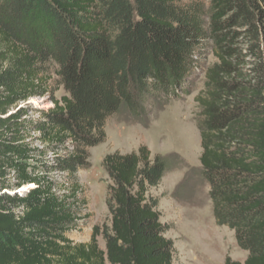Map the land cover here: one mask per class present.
Segmentation results:
<instances>
[{
    "label": "trees",
    "instance_id": "1",
    "mask_svg": "<svg viewBox=\"0 0 264 264\" xmlns=\"http://www.w3.org/2000/svg\"><path fill=\"white\" fill-rule=\"evenodd\" d=\"M206 45L202 177L216 222L248 252L225 264H264V0H0V264H174L148 195L165 158L145 146L104 158L111 223L87 243L69 237L80 227L70 197L107 120L186 91ZM33 97L52 101L37 119L21 106ZM56 171L74 179L68 194Z\"/></svg>",
    "mask_w": 264,
    "mask_h": 264
},
{
    "label": "rangeland",
    "instance_id": "2",
    "mask_svg": "<svg viewBox=\"0 0 264 264\" xmlns=\"http://www.w3.org/2000/svg\"><path fill=\"white\" fill-rule=\"evenodd\" d=\"M214 61L211 48L206 45L199 70L195 71L186 91L160 97L156 103L148 102L141 117L122 109L107 120V138L89 148L90 166L76 175L78 190L75 198L70 197L80 212V227L69 234L74 242H89L94 226L102 228L111 223L107 200L112 180L103 165L104 158L117 151L138 152L145 146L151 152V160L162 157L169 163L161 182L150 188L148 195L158 201L160 220L168 228L165 235L174 242V264H225L227 257L246 260L248 252L238 245L234 231L216 222L209 185L202 177L200 108L196 97L204 88L205 70ZM64 94L63 87H59L56 96ZM51 105L48 97H33L21 104L34 119L41 116V109ZM34 145L42 147L39 142ZM52 156L51 151L46 153L48 162L53 161ZM54 176L63 184L57 188L58 192L68 194L74 179L60 171ZM24 189V186L20 188ZM98 239L100 247L105 249L103 238Z\"/></svg>",
    "mask_w": 264,
    "mask_h": 264
},
{
    "label": "bare ground",
    "instance_id": "3",
    "mask_svg": "<svg viewBox=\"0 0 264 264\" xmlns=\"http://www.w3.org/2000/svg\"><path fill=\"white\" fill-rule=\"evenodd\" d=\"M27 188V187H26Z\"/></svg>",
    "mask_w": 264,
    "mask_h": 264
}]
</instances>
